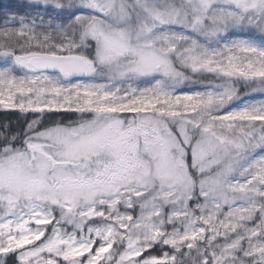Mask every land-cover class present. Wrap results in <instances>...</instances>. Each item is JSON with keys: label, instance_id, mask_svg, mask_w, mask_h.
Returning <instances> with one entry per match:
<instances>
[{"label": "snow or ice", "instance_id": "obj_1", "mask_svg": "<svg viewBox=\"0 0 264 264\" xmlns=\"http://www.w3.org/2000/svg\"><path fill=\"white\" fill-rule=\"evenodd\" d=\"M0 110V264H264V0L0 4Z\"/></svg>", "mask_w": 264, "mask_h": 264}, {"label": "trees", "instance_id": "obj_2", "mask_svg": "<svg viewBox=\"0 0 264 264\" xmlns=\"http://www.w3.org/2000/svg\"><path fill=\"white\" fill-rule=\"evenodd\" d=\"M31 119H32L31 117H26L19 113H10V112L0 113V123L7 121L14 125H19V124H26Z\"/></svg>", "mask_w": 264, "mask_h": 264}, {"label": "rangeland", "instance_id": "obj_3", "mask_svg": "<svg viewBox=\"0 0 264 264\" xmlns=\"http://www.w3.org/2000/svg\"><path fill=\"white\" fill-rule=\"evenodd\" d=\"M9 2H13V0H0V4H7ZM260 98L261 97H259V96L257 97V99H260ZM2 112L19 113L18 111L12 112V111L0 110V113H2ZM19 114H21V113H19ZM22 115H24L26 117H31L32 119L35 118L32 114H22ZM68 118L74 119V116L69 115Z\"/></svg>", "mask_w": 264, "mask_h": 264}]
</instances>
